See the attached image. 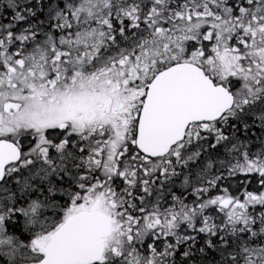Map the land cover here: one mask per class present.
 I'll return each mask as SVG.
<instances>
[{"label":"snow or ice","instance_id":"6c2138e0","mask_svg":"<svg viewBox=\"0 0 264 264\" xmlns=\"http://www.w3.org/2000/svg\"><path fill=\"white\" fill-rule=\"evenodd\" d=\"M0 264H264V0H0Z\"/></svg>","mask_w":264,"mask_h":264}]
</instances>
